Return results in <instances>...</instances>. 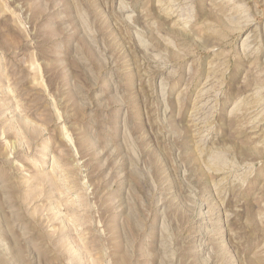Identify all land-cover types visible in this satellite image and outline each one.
Instances as JSON below:
<instances>
[{"label":"rangeland","instance_id":"rangeland-1","mask_svg":"<svg viewBox=\"0 0 264 264\" xmlns=\"http://www.w3.org/2000/svg\"><path fill=\"white\" fill-rule=\"evenodd\" d=\"M0 264H264V0H0Z\"/></svg>","mask_w":264,"mask_h":264}]
</instances>
